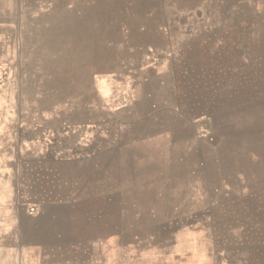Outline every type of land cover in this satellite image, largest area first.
Wrapping results in <instances>:
<instances>
[{
    "label": "rangeland",
    "instance_id": "obj_1",
    "mask_svg": "<svg viewBox=\"0 0 264 264\" xmlns=\"http://www.w3.org/2000/svg\"><path fill=\"white\" fill-rule=\"evenodd\" d=\"M0 264H264V0H0Z\"/></svg>",
    "mask_w": 264,
    "mask_h": 264
}]
</instances>
